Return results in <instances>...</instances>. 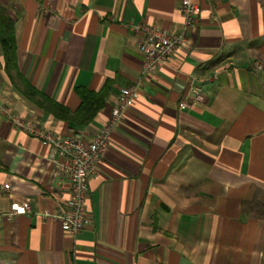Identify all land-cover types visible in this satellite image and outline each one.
Segmentation results:
<instances>
[{"label": "crops", "instance_id": "0c3cea01", "mask_svg": "<svg viewBox=\"0 0 264 264\" xmlns=\"http://www.w3.org/2000/svg\"><path fill=\"white\" fill-rule=\"evenodd\" d=\"M194 1L186 42L143 76L133 28L181 33V0H0L16 62L10 77L0 23V264H264V0ZM18 75L77 118L86 104L96 116L56 118ZM191 80L205 100L182 110ZM135 85L74 236L51 216L70 196L52 146L14 119L92 140ZM25 200L31 214L9 215Z\"/></svg>", "mask_w": 264, "mask_h": 264}, {"label": "built area", "instance_id": "2783aa9c", "mask_svg": "<svg viewBox=\"0 0 264 264\" xmlns=\"http://www.w3.org/2000/svg\"><path fill=\"white\" fill-rule=\"evenodd\" d=\"M181 14H183V29L180 33H169L165 29L154 28L150 24H139L133 29L140 31L143 38L139 41L141 54L144 56L142 75L148 76L156 73L161 66L168 65L174 53L186 42L187 29L195 24L198 17L199 5L194 0H181ZM216 76V75H214ZM213 76V77H214ZM202 88L193 84L191 80L188 94L183 98L179 106L182 110L189 109L193 103L205 100ZM139 87H125L120 93V100L112 107V115L108 123L101 127L92 140H86L81 135L71 137L56 136L48 128H43L37 122L31 121L25 124L19 117L14 119L17 126L24 127L30 134L39 138L44 146L50 145L57 156L55 161L58 172L63 174L70 184V196L66 205L59 213L52 214L55 220L62 224L61 229L76 235L84 230L89 223L88 202L89 181L91 175L98 172V161L106 152L111 142V132L124 118V113L138 97ZM9 185L5 189H8ZM31 214L32 209L27 200L20 204H11L9 215ZM7 215V216H9Z\"/></svg>", "mask_w": 264, "mask_h": 264}, {"label": "trees", "instance_id": "16d2710c", "mask_svg": "<svg viewBox=\"0 0 264 264\" xmlns=\"http://www.w3.org/2000/svg\"><path fill=\"white\" fill-rule=\"evenodd\" d=\"M0 23H3V30L1 32L2 38H1V47H3L4 50V61H6V72L9 74V70L16 67V62L14 60L15 52L13 47V40H14V34H13V26L10 21H8L7 16L5 13L0 10ZM11 77V74H9ZM20 79V83L22 86V92L23 96H25L28 99H32L37 103L41 109H47L48 112H51L56 118H63L64 121H74L77 124L84 125V123L89 122V120H92L94 116L97 114V106L95 109H91L88 104L84 105V107H81L82 114L85 113V111L91 112V115L86 116L84 120L79 119L77 117H80V113L77 112L73 113L72 111H68L67 109L63 108L62 105H59L58 103H53L49 98L41 96V94L33 87L29 86L26 81L22 78L21 75H18ZM77 115V116H76ZM84 116V115H83ZM82 118V117H81Z\"/></svg>", "mask_w": 264, "mask_h": 264}]
</instances>
